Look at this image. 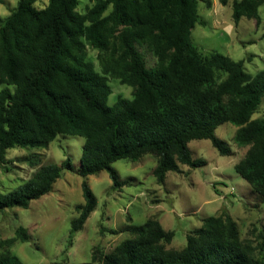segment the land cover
<instances>
[{
    "label": "trees",
    "instance_id": "16d2710c",
    "mask_svg": "<svg viewBox=\"0 0 264 264\" xmlns=\"http://www.w3.org/2000/svg\"><path fill=\"white\" fill-rule=\"evenodd\" d=\"M19 0L0 19V164L9 150L46 146L58 136L83 137L80 168L84 204L72 222V236L83 230L97 208L87 178L106 171L113 188L123 186L113 164L156 157L153 176L164 184L180 166L201 168L189 144L209 140L221 156L229 146L216 136L225 123L236 126L235 143L247 147L234 170L264 203V120L253 115L264 100V71L251 75L244 61L220 53L202 54L192 31L203 24L201 0H95L86 14L80 0ZM226 4V0H222ZM264 0H235L232 18L260 20ZM264 37V34H263ZM88 47L98 51L101 73L88 59ZM141 50L155 59L149 69ZM135 89L132 99L120 97L108 105L109 79ZM63 170L74 171L68 158L61 166L41 167L16 190L0 192V211L27 209L32 201L51 193ZM131 238L113 252L93 256L100 264H262L264 231L258 244L241 239L237 222L227 212L203 220L187 235L182 250L168 249L175 237L160 221L150 218L127 229ZM25 228L7 246L29 242ZM0 264H24L12 254Z\"/></svg>",
    "mask_w": 264,
    "mask_h": 264
},
{
    "label": "rangeland",
    "instance_id": "374dc122",
    "mask_svg": "<svg viewBox=\"0 0 264 264\" xmlns=\"http://www.w3.org/2000/svg\"><path fill=\"white\" fill-rule=\"evenodd\" d=\"M19 0H0V19L7 18ZM201 0L199 15L203 24L192 31L193 42L201 53H220L235 61H244L247 73L256 75L264 71V4L259 9L260 20L243 18L235 24L232 5L235 0ZM95 0H80L77 11L86 14ZM49 0H38L35 7L45 9ZM147 67L153 68L154 57L146 50ZM88 59L101 73L98 51L88 47ZM112 94L108 105L116 104L120 97L132 99L135 89L110 78ZM12 93L15 87L0 84ZM253 120H264V100L253 115ZM237 127L225 123L218 127L216 136L231 149L230 156H221L209 140H196L189 144L193 158L207 162L201 168L180 166L179 173H168L160 185L153 171L155 156L146 154L137 162L120 160L113 164L123 186L114 189L106 171L89 176L87 182L98 204L83 230L72 236V222L79 216L78 207L84 204L82 183L85 178L77 174L85 139L76 136H58L46 145L36 148H15L8 151L6 161L0 164V192L8 194L29 181L43 166H61L68 158L74 171L63 170L53 191L31 202L30 207L0 211V243L17 237L25 228L29 242L17 240L7 246L0 245V256L12 254L24 264H100L93 256L109 254L122 241L131 238L130 226L143 225L154 218L175 237L168 249L182 250L187 235L201 228L203 220L229 213L237 222L241 239L258 244L264 231V203L251 186L235 172L234 167L244 159L248 148L235 143ZM255 257L260 258L259 252Z\"/></svg>",
    "mask_w": 264,
    "mask_h": 264
}]
</instances>
